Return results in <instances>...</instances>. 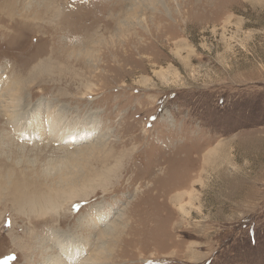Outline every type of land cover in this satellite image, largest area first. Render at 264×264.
Instances as JSON below:
<instances>
[{
    "label": "rangeland",
    "instance_id": "rangeland-1",
    "mask_svg": "<svg viewBox=\"0 0 264 264\" xmlns=\"http://www.w3.org/2000/svg\"><path fill=\"white\" fill-rule=\"evenodd\" d=\"M0 7L27 15L0 35V264H264V0ZM58 191L32 228L18 194Z\"/></svg>",
    "mask_w": 264,
    "mask_h": 264
},
{
    "label": "bare ground",
    "instance_id": "bare-ground-1",
    "mask_svg": "<svg viewBox=\"0 0 264 264\" xmlns=\"http://www.w3.org/2000/svg\"><path fill=\"white\" fill-rule=\"evenodd\" d=\"M3 13H2V12ZM0 35H3L5 38H6V41H8V43H14V42H19V41H21V40H18L17 41V36H15L14 34H12V29H22L23 28V24L25 23V20L27 19V15H23L22 17L21 16H17L16 14H15V12L13 11V10H11V11H8V12H4L3 10H1V7H0ZM97 24V23H96ZM94 29V28H93ZM15 30V31H16ZM23 30V29H22ZM22 40H24V38L22 39ZM52 40H55V38L53 37V39ZM5 42V41H4ZM51 42V41H50ZM20 44H21V42H19ZM22 43H23V41H22ZM58 44H60V43H58ZM61 49V48H60ZM59 51V50H58ZM44 52H35V53H33V57L32 58H34L35 60L36 59H38L39 57H41V56H43L44 54H43ZM60 53V52H59ZM58 53V54H59ZM71 54V53H70ZM49 57H51V56H49ZM84 57V56H83ZM59 58V57H58ZM58 63V62H57ZM41 66V65H40ZM24 68V67H23ZM35 70V69H34ZM14 88H15V84H12V86H11V89H9L10 91H13L14 90ZM9 91V92H10ZM49 117H48V119H47V125H48V130L49 131H57L56 132V134H54V136L57 138V136L59 137V136H63V137H65V134L66 133H68V132H70V130H68V128H66V127H64V128H62V127H60L59 129L56 127V122L58 121L57 120V118H58V116H56V115H54V114H52V115H48ZM16 117V116H15ZM13 120V119H12ZM52 134V135H53ZM72 134V133H71ZM87 134H88V132H87ZM90 134V133H89ZM62 139V138H61ZM221 158V157H220ZM4 161V160H3ZM216 161V160H215ZM1 162V161H0ZM217 163V162H216ZM4 165H5V161H4ZM217 165V164H216ZM213 166V165H212ZM226 167H227V165H226ZM203 171V170H202ZM108 172V171H107ZM209 172V171H208ZM223 172V171H222ZM37 179V178H36ZM72 182V181H71ZM3 183V182H2ZM34 184V183H33ZM19 191V190H18ZM54 191H55V189H54ZM19 192H21V191H19ZM65 192V191H64ZM64 192H57L56 194H54V195H50V196H48V195H40V196H36V197H31L30 196V193H28V195H24V194H18V196H17V198L16 199H18V200H20V201H22V200H25L26 201V206L28 207V209H31L30 210V214H29V216H28V218H29V220L28 221H30L31 222V224H32V228H38V227H41V226H43L44 224H46V223H52V224H54V223H56V221L58 220V222L60 223V224H62V223H64V217H62L63 215H66L65 214V212H63V211H65L64 209H62L63 208V202L64 201H62L63 199H68V197L65 195L64 196ZM178 193V192H177ZM185 193V192H184ZM184 193L183 194H181L180 193V196H179V199H181L180 200V210L181 209H185L186 210V208H185V206H184V203L182 202V196L184 195ZM192 193V192H191ZM73 194V193H72ZM188 195V194H187ZM28 197V198H27ZM71 197V196H70ZM171 197V196H170ZM72 198H70L69 200H71ZM188 201V200H187ZM62 202V203H61ZM171 202V201H170ZM186 203V202H185ZM171 204V203H170ZM177 204V203H176ZM52 208H59V209H57L58 210V212H59V215H55L54 217H51V218H45V219H37V217L36 216H38V215H43V214H46L47 212H48V210H50V209H52ZM182 211V210H181ZM189 215H190V211L188 212V210L186 211ZM72 213V212H71ZM33 214V215H32ZM67 216V215H66ZM23 218V217H22ZM90 218V217H89ZM28 221H27V223H28ZM91 221H92V219H89V221L87 222V224H88V226L90 225V223H91ZM15 223H17V220H14V223H13V228H14V225H15ZM47 225V224H46ZM117 226V225H116ZM121 226V225H120ZM115 227V226H114ZM118 227V226H117ZM112 229H114V228H112ZM20 230V229H19ZM32 230V229H31ZM109 231H111V229L110 228H107V229H105V231H103V233H101L102 234V236H105V235H108V234H110V233H112V232H109ZM113 231V230H112ZM23 232V231H22ZM21 232V233H22ZM31 232H33V231H31ZM49 232V231H48ZM54 232V231H53ZM123 232V231H122ZM114 233V232H113ZM119 233V232H118ZM24 235V234H23ZM54 235H55V233H54ZM117 236V235H116ZM28 237V236H27ZM49 237V236H48ZM115 237V236H114ZM119 237V236H118ZM16 238V236H14V239ZM28 239V238H27ZM30 239V238H29ZM16 240V239H15ZM18 240V239H17ZM30 241V240H29ZM39 241V240H38ZM35 242V241H34ZM45 242V241H44ZM48 243V242H47ZM42 244V243H41ZM46 244V243H45ZM51 244V243H50ZM110 244V243H109ZM114 244V243H113ZM40 245V244H39ZM59 245H60V243H59ZM97 245V244H96ZM16 246H18V248H19V246L21 247V245H19V243L16 245ZM40 246H42V245H40ZM110 246V247H109ZM45 247V246H44ZM37 248H39V246L37 247ZM42 248V247H41ZM48 248V247H47ZM61 248H63L62 246H61ZM72 248H76L75 246H72ZM83 248V247H82ZM113 248H112V244H110V245H103V244H100V245H97V247H96V249H95V251H94V253H93V255L94 256H90V257H86V258H84V259H81V260H79L77 263L79 264H96L97 262H99V261H101V262H103V261H108V260H112L111 258L113 257V256H111L112 254V250ZM43 250V249H42ZM82 251V250H81ZM81 254V252L79 253L78 251H76V250H71V252H70V250L68 249L67 250V252L65 253V256L70 260L69 262H72V260H74V261H77V257H78V255H80ZM121 256V255H120ZM66 259V258H65ZM79 259V258H78ZM98 260V261H97ZM54 261L55 262H53V264H57L58 262H57V260L56 259H54ZM63 261V260H62ZM58 264H63V263H58ZM67 264H69V263H67Z\"/></svg>",
    "mask_w": 264,
    "mask_h": 264
}]
</instances>
